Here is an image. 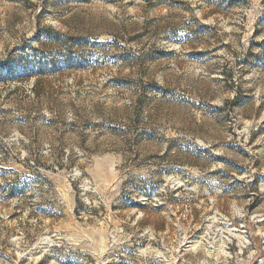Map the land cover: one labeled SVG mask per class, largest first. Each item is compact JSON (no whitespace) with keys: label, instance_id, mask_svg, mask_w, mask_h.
<instances>
[{"label":"rangeland","instance_id":"obj_1","mask_svg":"<svg viewBox=\"0 0 264 264\" xmlns=\"http://www.w3.org/2000/svg\"><path fill=\"white\" fill-rule=\"evenodd\" d=\"M8 59L0 264H264V0H0Z\"/></svg>","mask_w":264,"mask_h":264},{"label":"trees","instance_id":"obj_2","mask_svg":"<svg viewBox=\"0 0 264 264\" xmlns=\"http://www.w3.org/2000/svg\"><path fill=\"white\" fill-rule=\"evenodd\" d=\"M51 33H54V32H51ZM23 48L24 47H22L20 49L21 52L23 51L22 50ZM38 51H39V49H34L33 50L34 53H37ZM18 63H19V66L21 67L22 70H24L25 68H28L29 67V64H28L29 62H25L23 60L22 56H19V62ZM10 64H12V61H10V59L1 62L0 63V70H1V66H5V65H9L10 66ZM34 65H35V66H33L34 67V70H37L38 69V71H40L42 69V67H43L44 64L42 62H38V64L35 63Z\"/></svg>","mask_w":264,"mask_h":264}]
</instances>
